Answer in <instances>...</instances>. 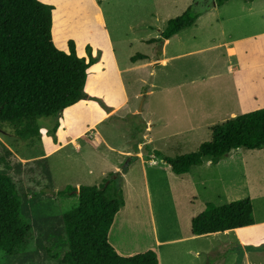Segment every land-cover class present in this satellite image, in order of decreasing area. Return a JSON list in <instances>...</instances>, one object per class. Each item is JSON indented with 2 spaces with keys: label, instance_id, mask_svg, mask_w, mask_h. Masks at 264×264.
<instances>
[{
  "label": "rangeland",
  "instance_id": "rangeland-1",
  "mask_svg": "<svg viewBox=\"0 0 264 264\" xmlns=\"http://www.w3.org/2000/svg\"><path fill=\"white\" fill-rule=\"evenodd\" d=\"M40 1L54 6L52 38L56 47L63 48L73 35L97 34L86 39L76 36L75 47L82 53L85 41L97 44L100 40L103 61L110 58L106 34H111L123 62L129 53L160 52L158 43L147 47L137 41V36L149 39L162 34L168 21L182 15L190 5L197 6L200 15L167 46L165 55L175 58L165 67L157 66L153 74L146 73L144 81L148 88H144L140 97H134L133 93L130 108L142 110L136 115L121 110L119 117L98 124V132L119 149L120 155L108 150L97 136L96 146L79 141L80 150L65 148L43 158L41 141L31 144L16 139L10 127L0 131V173L5 172L16 185L22 216L31 225L26 241L15 253L0 250V264H64L68 242L63 216L79 200L77 195L65 196L60 192L68 187L106 186L114 170L125 174L121 188L127 205L116 218L110 239L121 241L130 251H140L151 243L153 221L160 238L189 234L192 216L201 213L207 203L220 206L250 198L255 220H264V148H239L216 164L205 159V163L192 166L182 177L172 173L163 160L196 152L202 143L211 140V128L227 120L221 116L224 112L217 111V91L231 76L204 79V60L219 55L220 51L209 48L186 53L234 37L264 32V0H228L221 6L215 0V6L205 0ZM87 46L92 55L93 47L86 45L88 57ZM103 69L101 62L88 69L86 92L98 95L102 88L98 87L97 78L105 75L108 79V72ZM105 92L108 102L116 101L118 92L112 83L105 84ZM77 103L63 110L64 126L73 114L84 112L80 107L87 103ZM86 110L92 111L91 105ZM54 123L55 119L41 121L46 129ZM40 132L49 146L45 129ZM139 159H144L145 165ZM151 160L157 164L150 165ZM145 167L147 177L143 174ZM147 186L154 215L148 205ZM236 232L242 240H256L254 235L264 232V224ZM231 239L232 233L219 234L189 243L211 250L210 255L202 254L197 259L185 255L184 244L162 247L160 255L164 264H264L263 249L231 247ZM232 252L236 257H231Z\"/></svg>",
  "mask_w": 264,
  "mask_h": 264
},
{
  "label": "trees",
  "instance_id": "trees-1",
  "mask_svg": "<svg viewBox=\"0 0 264 264\" xmlns=\"http://www.w3.org/2000/svg\"><path fill=\"white\" fill-rule=\"evenodd\" d=\"M211 4L212 0H207ZM211 1V2H210ZM221 6L228 0H215ZM210 6V5H209ZM190 5L180 16L168 21L158 40L161 44L174 34L192 26L200 13ZM54 6L40 0H0V128L10 127L19 140L41 141L44 119H55L47 128L54 142L62 111L80 100L103 102L88 95L85 84L88 69L98 61L87 46L88 59L79 57L73 40L69 52L53 42ZM147 58L136 53L131 62ZM264 148V108L238 115L211 128V140L196 152L163 159L173 173L182 175L205 159L218 163L233 150ZM108 184L68 187L62 195L78 196V205L64 216L68 250L64 264H159L154 250L132 256L119 255L109 242V232L116 214L124 205L122 174L113 172ZM21 198L16 185L0 173V250L15 253L26 241L30 223L22 216ZM255 224L250 198L216 206L207 203L192 218L193 235L220 233ZM254 248V247H253ZM264 250V244L254 248Z\"/></svg>",
  "mask_w": 264,
  "mask_h": 264
},
{
  "label": "crops",
  "instance_id": "crops-1",
  "mask_svg": "<svg viewBox=\"0 0 264 264\" xmlns=\"http://www.w3.org/2000/svg\"><path fill=\"white\" fill-rule=\"evenodd\" d=\"M98 5V4H97ZM99 6V5H98ZM100 7V6H99ZM97 20L100 21L101 17L98 16ZM104 22V20H103ZM105 24V22H104ZM106 28V25H105ZM107 29V28H106ZM97 34H79L76 36H83L85 37H92L95 38ZM108 38V48H109V59L107 61H103V54L104 50L102 45L100 44V40L97 44H93L90 41L86 42L83 46L82 53H79L77 50V54L79 57H87L86 55V45L90 44L93 47V56L98 57L97 63L101 62V65L104 67V71L108 72V79L105 75L97 78L98 87L102 88L98 95L90 94L86 92L88 95L95 97L103 102L105 107H103L99 102L94 100H81L77 104L82 102L87 103L83 104L80 108L84 110L82 114H73L72 118L69 120V123L64 126L62 124L63 120V111L62 116L59 119V127L56 132L57 142L53 141V138L47 134L46 137L49 143L47 146L43 135L41 138V145L43 150V158H47L52 154L58 152L59 150L65 148H73L74 150H80V142H87L96 146L95 143L98 145V142L95 140L94 137H99L101 139L102 144H104L108 150H113L119 154V149L115 148L114 146L107 143L108 141L104 139V137L98 132V124L107 121L111 117H119V111L126 110V112H130L131 114L136 115V112L140 111L137 108L132 109L130 108V101L133 93L135 92L134 97L138 98L142 95V91L145 87L148 88V85L145 83V75L148 72L150 75L153 74L154 69L159 67H165L168 65L170 59L175 58V56H166V48L171 43L172 39H174L178 34H174L167 40L161 42L158 45V53H153L151 51L150 56L149 53H141L146 55L147 58L138 60L136 62H131V57L135 54H127L125 56L124 61L122 62L117 54V48L115 47V43L113 42L111 34H106ZM162 34H157V36L153 38L147 39L146 36H137V41L139 43H144L147 47H150L158 42H150L151 40H158ZM76 36H70L66 44L61 50L65 52H69L68 41L72 39L75 41ZM136 38V37H135ZM133 38V39H135ZM95 41V40H94ZM76 45V41H75ZM95 47V48H94ZM76 48V47H75ZM211 49L212 51L218 49L220 51L219 55L213 54V56L207 58L205 61L204 67V79L208 80L213 77H225L223 74H228L231 76V80H228L224 86L217 91L218 94V112H224L221 114L224 118L230 119L234 118L238 115L252 112L261 108H264V32L252 35H243L234 37L229 40H224L218 44L208 46L206 48H202L199 50H190L186 54H192L197 51ZM88 58V57H87ZM125 62V63H124ZM95 63V64H97ZM94 64V65H95ZM209 77V78H207ZM107 82L112 83L117 92L118 97L115 102H108L105 99V84ZM131 88H133L131 90ZM139 90V91H138ZM147 90V89H146ZM150 92V91H149ZM91 105L92 111L86 110L88 106ZM72 107V106H70ZM69 108V107H68ZM142 110V109H141ZM41 129V130H42ZM94 131V133H91ZM120 155V154H119ZM154 158V155H151ZM142 165H145L146 161L144 159H139ZM209 161V160H208ZM150 165L154 166L156 163L155 160L148 161ZM210 162V161H209ZM165 163V162H164ZM205 163V162H204ZM207 163V162H206ZM167 164V163H166ZM167 167L171 169V167L167 164ZM129 170V169H128ZM115 172L122 173V183L125 182V174L122 171L114 170ZM168 171V170H167ZM128 172V171H127ZM173 173V172H172ZM144 177H147L146 167L143 169ZM187 174V173H185ZM184 175V174H182ZM181 175V177H182ZM122 187V185H121ZM147 193V200L150 209L151 215H154L153 209H151V197H150V190L147 186L146 190ZM125 203L120 208L119 212L116 214L113 225L109 232V242L116 250V252L121 256H132L138 254L140 252H144L146 250H154L157 254L159 264H164L162 262V257L160 255V251L162 247L167 245H185L186 251L185 255L189 257H195L196 259L202 256V254L210 255L209 248L204 249V247H194L193 245L190 246L189 243L194 244L196 241L204 239L207 236H215V235H229L233 234L234 239L230 240V245H237L239 247H254L257 248L258 246L264 244V232L260 234H255L256 240H242L239 235L237 234L238 229L243 228H250L255 225L264 224V220H255V224L243 228H237L233 230H228L220 233H213V234H206V235H193L190 231L189 234L186 235H178L173 238H160L158 235V229L156 228V224L153 221L152 226V241L146 247L142 248L140 251H130L127 249L125 245L122 244L121 241L118 243L116 241H111L110 234L115 225L116 218L120 214L122 210L126 208L127 201L124 199ZM153 208V207H152ZM197 215V214H196ZM196 215H193L195 217ZM192 220V219H191ZM126 247V248H125ZM230 247V248H231ZM234 247V246H233ZM257 250V249H256ZM235 252H232L231 257H236ZM231 255V254H230ZM248 254L245 252V257ZM209 257V256H208ZM209 259V258H208ZM190 262H192L190 260ZM186 264H190L187 263Z\"/></svg>",
  "mask_w": 264,
  "mask_h": 264
},
{
  "label": "water",
  "instance_id": "water-1",
  "mask_svg": "<svg viewBox=\"0 0 264 264\" xmlns=\"http://www.w3.org/2000/svg\"><path fill=\"white\" fill-rule=\"evenodd\" d=\"M212 3H213V6H215L216 5V3H215V1L214 0H212ZM53 12V11H52ZM52 26H53V18H52ZM140 110H141V108H140ZM0 131H1V128H0Z\"/></svg>",
  "mask_w": 264,
  "mask_h": 264
},
{
  "label": "flooded vegetation",
  "instance_id": "flooded-vegetation-1",
  "mask_svg": "<svg viewBox=\"0 0 264 264\" xmlns=\"http://www.w3.org/2000/svg\"><path fill=\"white\" fill-rule=\"evenodd\" d=\"M205 2H208L207 0H205ZM197 3H199V2H197Z\"/></svg>",
  "mask_w": 264,
  "mask_h": 264
}]
</instances>
